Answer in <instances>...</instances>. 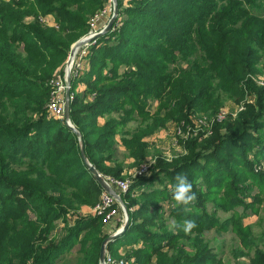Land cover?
Returning <instances> with one entry per match:
<instances>
[{"label":"trees","instance_id":"16d2710c","mask_svg":"<svg viewBox=\"0 0 264 264\" xmlns=\"http://www.w3.org/2000/svg\"><path fill=\"white\" fill-rule=\"evenodd\" d=\"M108 1L0 0V264H61L73 249L74 264H100L110 222L106 211L91 214L106 191L89 166L123 179L111 165L116 136L139 164L146 139L168 123L184 136L181 153L156 155L147 174L129 178L126 227L105 246L114 255L115 245L130 246L134 264H218L204 233L241 224L220 222L216 199L247 208L256 195L246 181L264 175L254 158H264V88L255 81L264 0H117L110 30L90 40L87 70L70 78L72 130L48 112L50 80ZM177 173L197 195L189 212L173 206ZM184 219L197 223L188 235L174 227ZM250 247L248 264H264V244Z\"/></svg>","mask_w":264,"mask_h":264},{"label":"rangeland","instance_id":"374dc122","mask_svg":"<svg viewBox=\"0 0 264 264\" xmlns=\"http://www.w3.org/2000/svg\"><path fill=\"white\" fill-rule=\"evenodd\" d=\"M107 7H111L112 10L114 11L115 5L113 0L108 1ZM112 13L105 15L104 24H102L100 27L102 32H104L110 19L112 18ZM107 32H104L102 35H104ZM83 37H81L78 41H80ZM75 44L71 46L70 52L72 49L76 47ZM90 46L91 43L90 41H88L84 43V45L82 44L81 46L77 47L76 57L78 56V53L83 57L84 52L86 56L88 52V48ZM70 52L63 65L62 71L60 73L59 72L57 73L61 76H63L66 63L70 58ZM79 61L80 62L82 61V65H83L82 70H87L88 60L86 61L82 58L79 59ZM262 65L263 67L261 68L262 71L260 77H257L255 79L256 82H258V80L260 81L264 80V61ZM148 103L151 106L149 107V110L151 111H154L157 105L159 104L158 101H152V102L149 101ZM126 106L129 107L130 105L127 104ZM223 110L225 114L234 115L237 112V108L231 101L226 102ZM62 120L68 126L69 124H71V122L66 118ZM136 125L137 124L131 122L129 124V128H132ZM180 138H184V136L182 137L179 134L177 127L171 123H168L165 129L156 132L154 135L146 139V142L149 145V155L141 163L138 164V163H134V160L128 156V152L124 147V145L122 144L120 136H116L115 140L118 146L117 147L115 146L114 161L111 165L114 164L120 165L123 168V175H122L123 180L129 182L130 177L138 176V172L140 170L141 165L145 163L150 164L154 160L153 158L154 156L161 155L166 159H171L176 155H178L179 153H181V149L178 145V141ZM253 151H255V149L252 150L251 152L252 157L254 156ZM254 158L256 159L257 163H260V166H255V170H257V173L264 174V158H261L260 156H256ZM237 167H238V173H242V166L238 165ZM261 176L262 177L257 176V178H255L254 181L252 182L247 180L245 183V186L251 189V194L256 195L254 202H252L251 199L245 200L247 203L252 202L249 207L247 208L237 207L235 209V212H233L232 211L233 207L230 204L224 207L223 201L221 199H216V204H219L221 206V209H219L218 212L216 213V216L218 217L219 221L221 222L222 220L232 216L234 221H239L241 224L239 226L240 229L234 227V229L231 228L228 229L227 231L221 232V230L215 231V228H213V230L204 233L205 240L207 241L209 246L213 248L215 256L217 260H219L218 264H248L249 255L252 254V250H253V247H250V244L253 246L259 245L260 247H262V245L264 244V175ZM111 190L113 191V188H111ZM110 194H112V192ZM121 199L122 197L120 195V201L122 203ZM212 205L213 204L207 205V209L209 212H211ZM114 207L117 208L118 211L117 214L110 220V222L111 221L114 222V225L112 227L113 230L109 229L108 232L109 237L116 234L117 232L120 233L123 229V226L127 222V214L125 215L124 211L122 210V207H124L123 203L121 205L119 204V202H117L114 205ZM162 208L165 209L166 206H162ZM168 209L169 208H166V210ZM91 214H93V211H91ZM170 223H172V221H170ZM61 226H62L61 224L60 225L58 224V227L54 232V236L60 233L59 228ZM138 246H140V244H138ZM114 247H115V251H117L115 255L112 254L111 251L107 250V252L112 258H114L115 260L117 259L128 260L127 259L129 258L128 251H130L131 249L130 246L121 244V245H115ZM105 248L106 246H104V249ZM187 248L188 250L192 251L191 248L189 247ZM74 252L75 249H73L72 255H70L69 258L64 260L61 264H74L76 262V258H75L76 254ZM129 261L131 264H134V261L132 259H130Z\"/></svg>","mask_w":264,"mask_h":264},{"label":"built area","instance_id":"2783aa9c","mask_svg":"<svg viewBox=\"0 0 264 264\" xmlns=\"http://www.w3.org/2000/svg\"><path fill=\"white\" fill-rule=\"evenodd\" d=\"M112 11L113 10L111 7L106 6L104 10L95 14L89 21V30L87 34L81 40L86 43L92 40L99 33H101L102 30L100 29V27L102 24H104V17L106 14L112 13ZM113 16H114V11L112 13V17ZM76 55H77V52L75 49L72 56L69 58L68 62L66 63L63 76L57 74L50 80V86L52 88V93H51V96L48 102V112L50 115L54 116L55 118L59 120H62L65 118V111H64L65 95L67 91H70V82L68 83V79L70 80V78L76 77L78 70L83 69L82 61L80 62L79 59L84 58L85 52L83 53L84 55L83 57L82 55H79V53L77 57ZM257 84L260 87L264 88V80H261V81L258 80ZM69 126H72V124H69ZM152 162L150 164L145 163L141 165L140 170L138 172V176H144L145 174H147L150 166L153 164ZM138 176H134V177H138ZM104 182L110 189L113 188V191L111 190L112 194L108 192H104L101 196L100 205L97 206L93 210V212H105L106 211V214L102 220V222L106 224V223H109L110 220L117 214L118 210L117 208L114 207V205L117 202H119V204L122 205L120 201V195L122 196L127 191L129 182L124 181L123 179H117V178H111V177H107L104 180ZM122 210L124 211L126 215L124 207H122ZM100 264H131V263L129 260H125V259L115 260L109 255V253L107 252V249L105 248L103 261L100 262Z\"/></svg>","mask_w":264,"mask_h":264},{"label":"clouds","instance_id":"9594fccd","mask_svg":"<svg viewBox=\"0 0 264 264\" xmlns=\"http://www.w3.org/2000/svg\"><path fill=\"white\" fill-rule=\"evenodd\" d=\"M152 163H155L154 161ZM175 184L171 189V199L174 201V207L183 206L185 212L190 211V205L197 200V195L193 191V184L189 181L188 177L182 173H177L175 176ZM182 230L185 235L191 233L192 229L197 227L194 219H184L182 223L174 225Z\"/></svg>","mask_w":264,"mask_h":264},{"label":"water","instance_id":"95a60500","mask_svg":"<svg viewBox=\"0 0 264 264\" xmlns=\"http://www.w3.org/2000/svg\"><path fill=\"white\" fill-rule=\"evenodd\" d=\"M113 2H114V5H115L114 16L110 19V21H109V23H108L106 29L104 30V32H107V31L110 30V28H111V26H112V24H113V22H114L115 16H116V14H117V7H116V2H117V0H113ZM104 32L99 33L97 36L102 35ZM97 36H95V37H97ZM95 37H94V38H95ZM80 41H81V42H80ZM80 41H78V42L75 44L76 47H75L74 49L71 50V52H70V57L72 56L74 50H75L77 47H79V46H81L82 44L85 43V42L82 41V40H80ZM69 82H70V80L68 79V83H69ZM64 111H65V118L68 119V114H69V91H67V92H66V95H65V106H64ZM69 127H70L72 130H74V128H73L72 126H69ZM75 132H76V131H75ZM76 133H77V132H76ZM81 155H82L83 160L86 162V160H85V154H84L83 149H82V154H81ZM88 166H89V165H88ZM89 170H90V172L94 175V177L97 179V181L101 184V186L103 187V189H104L106 192L111 193V189L106 185V183L104 182L103 178L97 173V171H96L93 167H91V166H89ZM126 223H127V222H126ZM125 227H126V224L123 226V229H122V231H121L120 233H116L115 235H112V236L108 237L107 239H105V241L103 242V245H102L101 252H100V262L103 261V257H104V246H105V244H106L108 241H112L114 238H116L118 235H120V234L124 231Z\"/></svg>","mask_w":264,"mask_h":264},{"label":"crops","instance_id":"0c3cea01","mask_svg":"<svg viewBox=\"0 0 264 264\" xmlns=\"http://www.w3.org/2000/svg\"><path fill=\"white\" fill-rule=\"evenodd\" d=\"M80 88H82V86L78 87V89H80ZM117 146H118V144H116V147H117ZM85 212H89V210H85ZM108 225H109V229H112V227H113V225H114V222L111 221ZM112 230H113V229H112ZM112 230H111V231H112Z\"/></svg>","mask_w":264,"mask_h":264}]
</instances>
